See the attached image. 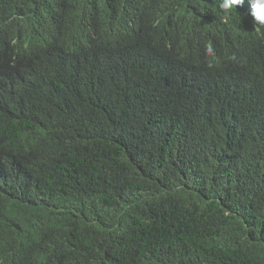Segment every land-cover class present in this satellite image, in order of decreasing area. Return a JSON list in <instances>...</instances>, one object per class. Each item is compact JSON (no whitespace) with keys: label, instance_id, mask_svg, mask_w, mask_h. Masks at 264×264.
Masks as SVG:
<instances>
[{"label":"trees","instance_id":"obj_1","mask_svg":"<svg viewBox=\"0 0 264 264\" xmlns=\"http://www.w3.org/2000/svg\"><path fill=\"white\" fill-rule=\"evenodd\" d=\"M222 2L0 0V264H264V27Z\"/></svg>","mask_w":264,"mask_h":264},{"label":"clouds","instance_id":"obj_2","mask_svg":"<svg viewBox=\"0 0 264 264\" xmlns=\"http://www.w3.org/2000/svg\"><path fill=\"white\" fill-rule=\"evenodd\" d=\"M241 3V0H223V2L220 4V8L224 12H229L234 5H239ZM253 18L255 21V24L264 27V15H261L257 13L256 11V0H254V11H253ZM206 51L209 56H214V49L212 44L209 42L206 46Z\"/></svg>","mask_w":264,"mask_h":264},{"label":"snow or ice","instance_id":"obj_3","mask_svg":"<svg viewBox=\"0 0 264 264\" xmlns=\"http://www.w3.org/2000/svg\"><path fill=\"white\" fill-rule=\"evenodd\" d=\"M256 7L259 10V14L264 15V0H256Z\"/></svg>","mask_w":264,"mask_h":264}]
</instances>
